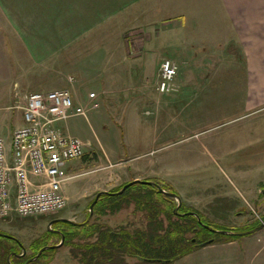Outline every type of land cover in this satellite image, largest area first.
I'll return each instance as SVG.
<instances>
[{
	"label": "crops",
	"instance_id": "0c3cea01",
	"mask_svg": "<svg viewBox=\"0 0 264 264\" xmlns=\"http://www.w3.org/2000/svg\"><path fill=\"white\" fill-rule=\"evenodd\" d=\"M0 1L10 19L17 21L15 31L32 67L41 69L39 79L24 83L19 78L21 95L30 90L69 89L76 102L85 106L87 120L88 111L106 106L120 124L115 134H104L106 141L112 136L116 147L151 148L152 152L173 140L157 71L170 48L172 58L189 69L175 78L176 103L188 91L189 106L201 103L207 113L228 109L252 113L264 108V0ZM32 67L23 70L30 72ZM197 69H204V74ZM88 84L90 90L85 89ZM93 91L98 95L97 107L88 98ZM9 99L14 101L15 94ZM4 105L15 110L12 139L24 125L23 112L10 103ZM67 134L79 138L86 149H96L79 133ZM101 151L109 162L118 164ZM147 151L140 155L146 156ZM226 153L230 154L221 150ZM170 163L165 157L141 163L139 172L124 177L121 185L136 179L169 181L163 172ZM253 234L202 246L173 264H264L259 262L264 259V229Z\"/></svg>",
	"mask_w": 264,
	"mask_h": 264
},
{
	"label": "rangeland",
	"instance_id": "374dc122",
	"mask_svg": "<svg viewBox=\"0 0 264 264\" xmlns=\"http://www.w3.org/2000/svg\"><path fill=\"white\" fill-rule=\"evenodd\" d=\"M10 17L5 5L0 1V136L8 142L11 140L10 128L16 124V119L15 110L4 109L3 107L6 106L4 104L10 103L14 107L18 103L22 104L23 95L19 92L18 82L27 83L29 79L38 78L37 75L41 71L32 67V60L30 61L15 31L17 21ZM171 54L172 48L165 53L157 67L158 81L164 59H171L178 65V78L184 73L188 74L189 69L183 67L185 64L174 60ZM29 66L32 67L30 72L23 70ZM197 71L202 75L205 70L197 69ZM149 76L152 75L149 74ZM19 78L24 80L21 81ZM153 79L156 80V72ZM90 86L86 85L85 89L90 90ZM34 91L36 90H30L24 96ZM177 93L178 90L165 94V110H167L165 119L172 127L173 140L164 142V147H156L152 149L154 150L152 152L151 148L116 147L112 136L109 137L110 141H106L104 134H115L114 131L117 130V126L120 127V124L112 111L104 105L97 110L88 111L89 120L84 116H74L59 122L57 124L59 128L69 133H79L82 139L89 140L92 147L96 148L88 147L85 155L75 161L69 170L70 175L74 177L64 187L69 201L67 207L51 215L27 218L14 216L9 219H0V232L19 239L25 248L23 255L31 256L30 245L52 227L54 220L67 218L74 222L84 221L89 214L90 203L97 193L120 187L124 177H128L134 171H136L134 173L139 172L141 163L158 162L163 157L171 160V163L164 167L166 170L163 174L169 180L166 181L179 192L186 207L199 211L219 226L245 229L260 225L264 221V194L262 193L264 189V108L252 113H247V110L241 113L239 110L230 109L221 113H207L208 109L201 108L202 104L198 103L199 101L195 107L189 106L188 91H185L186 96H181L182 101L176 103ZM11 94H15L14 101L9 99ZM168 112L170 116H167ZM102 126L106 130L105 133L101 131ZM257 130L261 132L255 135ZM101 149L106 151L114 161L119 160L118 164L109 162ZM221 150L228 151L230 154L223 155ZM143 151H147L146 156H141L144 154L141 153ZM134 209L135 205L131 204L118 212L102 216L100 221L112 227L140 225L143 214L135 213ZM255 239L257 240L258 237L255 236ZM4 240L0 237V248L4 246ZM8 243L11 246L15 244L12 241ZM218 243L224 242L213 244ZM229 250L228 253L231 252V248ZM5 256L7 257L5 252L0 250V264H4ZM8 258H11V254ZM12 261L16 263L15 259ZM128 261V264H141L134 258ZM260 261L264 263V259ZM37 263L33 261L30 264ZM47 264L79 263L72 255L71 247L63 244L57 248L52 262Z\"/></svg>",
	"mask_w": 264,
	"mask_h": 264
},
{
	"label": "trees",
	"instance_id": "16d2710c",
	"mask_svg": "<svg viewBox=\"0 0 264 264\" xmlns=\"http://www.w3.org/2000/svg\"><path fill=\"white\" fill-rule=\"evenodd\" d=\"M147 180L157 185L136 183L122 194L101 195L90 221H87L89 211L87 218L82 222H54L51 228L32 242L31 256L23 255L25 248L19 239L0 236L5 239L4 246L0 248L7 255L4 264H14L13 259L15 264H24L43 247L57 245L63 235L64 245L71 247L72 255L79 264H128V259L131 258L141 264H170L201 248L205 242L211 241L212 244L242 237L235 233L222 234L211 231L199 223L196 215L189 212L197 213L203 223L217 230L240 232L256 226L245 229L219 226L199 211L186 207L183 202L178 213H175L179 202L172 194L180 196L179 192L162 178ZM127 183L110 192L120 191ZM158 186L166 192L161 191ZM94 200L95 198L90 205ZM131 204L135 205V213L143 214L140 225L112 227L100 221L102 216L118 212ZM8 241L14 242V246ZM56 252L57 248H48L35 262L51 263ZM10 254L11 258H8Z\"/></svg>",
	"mask_w": 264,
	"mask_h": 264
},
{
	"label": "built area",
	"instance_id": "2783aa9c",
	"mask_svg": "<svg viewBox=\"0 0 264 264\" xmlns=\"http://www.w3.org/2000/svg\"><path fill=\"white\" fill-rule=\"evenodd\" d=\"M178 65L164 59L158 90H175ZM97 93H88L97 107ZM16 108L23 112L24 125L10 142L0 136V219L56 214L68 205L64 187L74 176L70 168L86 153L85 144L57 124L74 116H87L69 89L34 91Z\"/></svg>",
	"mask_w": 264,
	"mask_h": 264
},
{
	"label": "water",
	"instance_id": "95a60500",
	"mask_svg": "<svg viewBox=\"0 0 264 264\" xmlns=\"http://www.w3.org/2000/svg\"><path fill=\"white\" fill-rule=\"evenodd\" d=\"M136 183L149 184V185H157L155 182H152V181L136 179V180L130 181V182H128L127 184H125V185L123 186V188H122L120 191H118V192L101 191V192L97 193L94 202H93V203L91 204V206H90V216L88 217L87 221H90V220L92 219L93 214H94V207H95V204L98 202V200H99V198L101 197V195H103V194H111V195L122 194V193H123L128 187H130V186H132V185H134V184H136ZM158 188H159L161 191L166 192L164 189L161 188V186H158ZM262 193L264 194V189L262 190ZM172 195L175 196V197L177 198L178 202H179V205H178V206L176 207V209H175V213H178L179 207H180L181 204H182V200H181V197H180V196H177V195H175V194H172ZM189 213H190V214H194V215H196V216L198 217V219H199V223H200L202 226H204V227L210 229L211 231H214V232H220V233H222V234H231V233H235V234H238V235L244 236V235H249V234L256 233V232H258V231L264 229V221H262V223H261L260 225L255 226L254 228L249 229V230H246V231L233 232V231H228V230H217V229H215V228H213V227H211V226H209V225L203 223L202 220H201V218L198 216L197 213H194V212H189ZM189 213H187V214H189ZM56 221H65V222L74 223V221H72V220H70V219H67V218H59V219L54 220L52 223H54V222H56ZM0 236H5V237H8V238H12V239L15 238L14 236H12V235H10V234H7V233H4V232H0ZM64 240H65V237H64V235H63V236H62V241H61L60 244L43 247V248L39 251V253H38L36 256L30 258V259H29L27 262H25L24 264H30V263H32L33 261H35L36 259H38V258L41 256V254H42L46 249H48V248H58V247H61V246L64 244ZM209 244H211V241H208V242L203 243L202 246H206V245H209Z\"/></svg>",
	"mask_w": 264,
	"mask_h": 264
}]
</instances>
